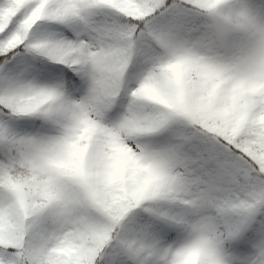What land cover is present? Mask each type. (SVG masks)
Masks as SVG:
<instances>
[{"label": "snow or ice", "instance_id": "snow-or-ice-1", "mask_svg": "<svg viewBox=\"0 0 264 264\" xmlns=\"http://www.w3.org/2000/svg\"><path fill=\"white\" fill-rule=\"evenodd\" d=\"M0 264H264V0H0Z\"/></svg>", "mask_w": 264, "mask_h": 264}]
</instances>
